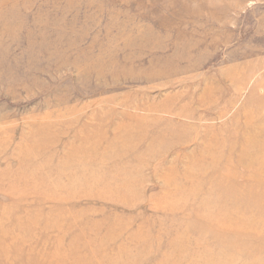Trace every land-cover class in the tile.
<instances>
[{
    "label": "rangeland",
    "instance_id": "rangeland-1",
    "mask_svg": "<svg viewBox=\"0 0 264 264\" xmlns=\"http://www.w3.org/2000/svg\"><path fill=\"white\" fill-rule=\"evenodd\" d=\"M0 264H264V0H0Z\"/></svg>",
    "mask_w": 264,
    "mask_h": 264
}]
</instances>
